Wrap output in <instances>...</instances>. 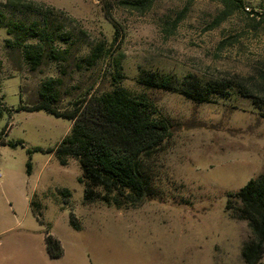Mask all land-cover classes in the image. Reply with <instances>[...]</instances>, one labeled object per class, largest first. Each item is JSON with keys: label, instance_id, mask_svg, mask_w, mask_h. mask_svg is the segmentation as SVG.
<instances>
[{"label": "rangeland", "instance_id": "374dc122", "mask_svg": "<svg viewBox=\"0 0 264 264\" xmlns=\"http://www.w3.org/2000/svg\"><path fill=\"white\" fill-rule=\"evenodd\" d=\"M28 1L59 11L56 18L73 35L74 55L98 44L110 47L112 58L120 60L121 86L147 96L171 119L174 134L157 159V196L118 209L85 203L79 163L71 159L62 166L47 152L70 134L71 121L45 112H4L0 133L9 125L6 140L24 146L0 144V264H246L242 250L251 231L227 206L234 202L230 196L264 173V103L234 94L198 104L147 90L138 79L142 71H153L206 82L244 81L264 102V18H257L264 0H238L244 4L240 10L221 0H153L143 10L123 5L135 0ZM6 2L0 0V13L9 20L18 13ZM7 39L0 29L2 103L13 110L31 107L43 82L61 78L60 71L50 63L37 71L25 64L17 68L5 50ZM112 58L83 71L70 66L59 89L61 107L110 90L118 72ZM27 188L32 198L38 195L42 217L24 203ZM65 189L72 193L68 204L59 194ZM48 231L64 249L59 259L48 256Z\"/></svg>", "mask_w": 264, "mask_h": 264}, {"label": "trees", "instance_id": "16d2710c", "mask_svg": "<svg viewBox=\"0 0 264 264\" xmlns=\"http://www.w3.org/2000/svg\"><path fill=\"white\" fill-rule=\"evenodd\" d=\"M5 1V7L13 8L18 13L9 20L0 13V29H4L8 35L5 50L11 63L19 69L25 64L32 71L39 70L47 63L55 64L61 78L44 81L37 101L31 107L19 106L16 110L2 103L0 87V119L4 112L12 116L26 111L45 112L71 121L70 134L57 148L47 152L54 153L62 166H68L71 159L79 163L82 171L79 182L85 187V203L103 202L124 209L156 197V163L173 138L171 119L161 115L147 96L133 95L121 86L120 60L112 58L110 47L98 44L89 53L74 55L71 52L75 44L73 35L65 23L56 18L57 9L36 1ZM152 1H126L123 5L132 10H143ZM221 1L227 8L240 10L244 7L238 0ZM109 58H112L118 70L113 76L111 89L89 92L76 100L70 109L61 107L59 89L68 75L69 67H76L78 71L93 69ZM138 83L147 90L178 94L198 104L227 100L234 94L254 99L256 105L264 103L255 98L253 88L244 81L206 82L196 75L179 78L171 74L142 71ZM9 131L7 125L0 133V144L13 148L24 146L23 141H7ZM35 151L44 152L43 149ZM27 173H32L31 160L27 164ZM59 194L68 204L72 197L70 190L65 189ZM230 197L234 202L230 200L227 210L231 211L233 219L246 222L251 231V238L243 245L242 257L246 264H258L264 256V173ZM31 208L38 218L42 217L37 194L31 200ZM71 223L79 229L77 222L71 220ZM45 240L49 258H61L64 254L61 242L50 231Z\"/></svg>", "mask_w": 264, "mask_h": 264}, {"label": "crops", "instance_id": "0c3cea01", "mask_svg": "<svg viewBox=\"0 0 264 264\" xmlns=\"http://www.w3.org/2000/svg\"><path fill=\"white\" fill-rule=\"evenodd\" d=\"M2 179H3V177H2ZM3 187L6 188L7 185H5ZM32 193H33V191H30L28 188L23 191V200H24V203L26 205L28 204V207H29V209L31 211H32V208H31V200H32V195H33Z\"/></svg>", "mask_w": 264, "mask_h": 264}, {"label": "built area", "instance_id": "2783aa9c", "mask_svg": "<svg viewBox=\"0 0 264 264\" xmlns=\"http://www.w3.org/2000/svg\"><path fill=\"white\" fill-rule=\"evenodd\" d=\"M249 12H250V10H248ZM258 14H257V18L258 19H261V18H264V14L262 13V12H257ZM252 15H254V14H252ZM0 178H2V175L0 174Z\"/></svg>", "mask_w": 264, "mask_h": 264}]
</instances>
